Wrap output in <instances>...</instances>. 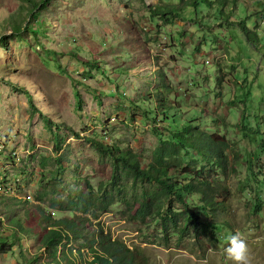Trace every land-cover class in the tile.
Wrapping results in <instances>:
<instances>
[{
	"label": "rangeland",
	"instance_id": "1",
	"mask_svg": "<svg viewBox=\"0 0 264 264\" xmlns=\"http://www.w3.org/2000/svg\"><path fill=\"white\" fill-rule=\"evenodd\" d=\"M158 1L48 0L29 18L24 0H0V195L48 205L76 192L106 194L107 209L81 214L87 229L103 226L129 247L144 248L154 264H235L224 250L237 231L252 264H264V187L256 186L258 170L250 166L263 155L264 46L247 36L264 41V0H231L226 8L242 16L258 11L245 21L247 31L207 9L198 14L200 25L187 9L177 18L153 16L149 8ZM158 71L172 87L169 105L228 143L225 171L193 163L191 152L177 159L227 191L213 218L199 213L215 222L213 237L198 236L181 217L167 234L157 216L138 217L134 209L157 185L135 179L88 140L130 148L145 167L158 139L168 137L158 103L143 102L158 86ZM259 173L264 179V164ZM1 210L5 226L10 212ZM23 222L35 224V216ZM38 242L37 235L22 236L21 248L0 253V264H24L20 253L38 254Z\"/></svg>",
	"mask_w": 264,
	"mask_h": 264
},
{
	"label": "trees",
	"instance_id": "2",
	"mask_svg": "<svg viewBox=\"0 0 264 264\" xmlns=\"http://www.w3.org/2000/svg\"><path fill=\"white\" fill-rule=\"evenodd\" d=\"M28 6L29 18H34V11L45 2L35 0H24ZM232 3L231 0H175L172 3H165L159 0L156 5L149 9L153 16L179 17L184 10L191 13L190 21L200 25L199 12L203 9L216 11L217 14H225V20L239 28H245V21L249 16L258 13L252 8L251 15H238V13H226V8ZM231 8V7H230ZM264 12V6L262 8ZM232 18H235L233 21ZM13 32H19L18 21L15 20ZM252 42L264 46V41L258 35H247ZM1 39V37H0ZM158 86L155 87L146 101L158 103L156 114L159 120H168L163 125V130L168 134L167 138L160 137L157 146L153 149L150 160L146 166H142L141 156L130 148L121 149L117 145H108L88 138L94 146L104 153H109L126 171L132 173L136 179L146 180L148 183L157 185L156 189L146 191L144 198L134 209L136 215L141 219L150 216H157L162 220L161 230L167 234L174 229L180 217L182 223H189L196 231V234L214 236L215 222L204 221L199 213L214 217L221 207H224L223 199L220 197L226 194L222 183L215 178H209L204 171L196 169L190 164L182 165L177 159L183 152L194 154L192 162L205 161L210 166H218L222 171L227 170L228 157L226 149L228 143L224 135L217 130L209 132L201 126H195L194 117L182 116V108L169 105L168 95L172 90L166 82L165 74L158 71ZM148 110V109H145ZM151 110V109H150ZM154 110V109H152ZM241 128L245 130L244 125ZM263 152L261 157L256 159L255 164L250 161L252 176L256 186L264 187V179H260V171L264 164V141L260 145ZM262 164V165H261ZM227 174V173H226ZM180 203L183 210L178 213L171 202ZM21 205V211L15 207ZM110 201L106 194L97 195L94 191L76 192L73 197L66 200L55 199L45 205L43 203L29 202L27 199L0 195V209L2 213L10 212L8 222L5 226L0 222L4 235L0 236V253L12 251L13 244L21 248L20 240L25 235L38 236V248L40 252L32 253L28 258L24 252L20 254L24 258V264H77L86 260V264H154L144 248L139 245L129 247L121 239L115 238L103 226L97 224L95 231L87 229L88 217L82 213L94 214L95 209L108 208ZM35 216V224L25 225L24 218ZM10 232V233H8ZM86 249V251H82ZM88 254L87 257L84 254ZM90 258V259H89Z\"/></svg>",
	"mask_w": 264,
	"mask_h": 264
},
{
	"label": "clouds",
	"instance_id": "3",
	"mask_svg": "<svg viewBox=\"0 0 264 264\" xmlns=\"http://www.w3.org/2000/svg\"><path fill=\"white\" fill-rule=\"evenodd\" d=\"M227 240L228 246L224 251L229 260L235 264H252L247 241L239 231L231 234Z\"/></svg>",
	"mask_w": 264,
	"mask_h": 264
}]
</instances>
